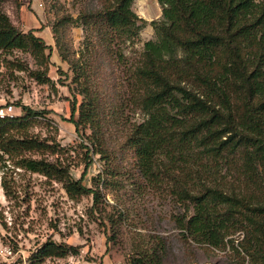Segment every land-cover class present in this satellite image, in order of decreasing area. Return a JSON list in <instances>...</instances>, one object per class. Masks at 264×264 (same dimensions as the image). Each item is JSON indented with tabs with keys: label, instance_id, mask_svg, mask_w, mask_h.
Returning a JSON list of instances; mask_svg holds the SVG:
<instances>
[{
	"label": "rangeland",
	"instance_id": "obj_1",
	"mask_svg": "<svg viewBox=\"0 0 264 264\" xmlns=\"http://www.w3.org/2000/svg\"><path fill=\"white\" fill-rule=\"evenodd\" d=\"M104 4L1 5L19 30L49 48L43 55L31 48L0 52V105H13L20 118L28 116L24 107L38 113L27 120L28 135L56 152L10 156L0 144V264H29L49 241L78 252L42 264H253L241 249L242 232L219 247L197 242L183 229L194 205L179 198L176 185L144 176L130 137L147 117L135 103L129 71L145 43L156 39L151 23L162 19V7L158 0H134L133 11L146 21L139 36L107 44L97 25L86 28L80 20ZM23 156L61 161L98 193L97 202L92 193L72 199L63 183L21 167Z\"/></svg>",
	"mask_w": 264,
	"mask_h": 264
},
{
	"label": "trees",
	"instance_id": "obj_2",
	"mask_svg": "<svg viewBox=\"0 0 264 264\" xmlns=\"http://www.w3.org/2000/svg\"><path fill=\"white\" fill-rule=\"evenodd\" d=\"M5 1L0 52L31 48L45 54V41L23 33L1 10ZM133 2L105 0L80 20L86 28L97 25L107 44L138 37L146 21ZM158 2L162 19L151 23L156 39L145 43L129 71L135 103L147 117L130 137L139 166L153 183L176 185L179 198L194 205L183 229L197 242L219 247L242 232V251L253 264H264V0ZM24 111L25 118L0 119L2 150L10 156L55 154V145L28 135L27 120L38 113ZM20 165L63 183L72 199L92 193L97 202L98 193L59 160L23 156ZM77 252L49 241L29 264Z\"/></svg>",
	"mask_w": 264,
	"mask_h": 264
},
{
	"label": "built area",
	"instance_id": "obj_3",
	"mask_svg": "<svg viewBox=\"0 0 264 264\" xmlns=\"http://www.w3.org/2000/svg\"><path fill=\"white\" fill-rule=\"evenodd\" d=\"M18 116L19 114L13 105H9V104L0 105V119H6V118L13 119Z\"/></svg>",
	"mask_w": 264,
	"mask_h": 264
}]
</instances>
